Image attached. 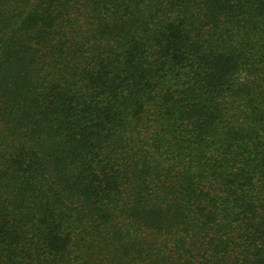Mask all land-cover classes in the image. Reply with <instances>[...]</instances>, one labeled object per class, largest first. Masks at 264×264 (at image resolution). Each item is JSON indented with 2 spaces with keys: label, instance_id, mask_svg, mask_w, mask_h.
<instances>
[{
  "label": "trees",
  "instance_id": "16d2710c",
  "mask_svg": "<svg viewBox=\"0 0 264 264\" xmlns=\"http://www.w3.org/2000/svg\"><path fill=\"white\" fill-rule=\"evenodd\" d=\"M0 264H264V0H0Z\"/></svg>",
  "mask_w": 264,
  "mask_h": 264
}]
</instances>
